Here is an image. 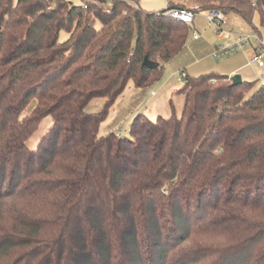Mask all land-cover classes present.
Segmentation results:
<instances>
[{"label":"trees","instance_id":"trees-1","mask_svg":"<svg viewBox=\"0 0 264 264\" xmlns=\"http://www.w3.org/2000/svg\"><path fill=\"white\" fill-rule=\"evenodd\" d=\"M192 2L264 28V0ZM169 5L0 0V264H264V83L186 74L182 115L100 134L185 49Z\"/></svg>","mask_w":264,"mask_h":264},{"label":"rangeland","instance_id":"rangeland-1","mask_svg":"<svg viewBox=\"0 0 264 264\" xmlns=\"http://www.w3.org/2000/svg\"><path fill=\"white\" fill-rule=\"evenodd\" d=\"M67 1L76 5L82 3V0ZM138 2L139 6L146 11H161L168 8L170 3L171 5H197L192 0H138ZM189 2L190 5H187ZM226 16L229 21L223 25L222 31H218L217 26L208 21L205 11L198 13L185 49L178 56L164 64V69L159 79L151 86L137 88L130 82L110 109L107 118L103 121L100 127V134L105 135L110 132H116L122 134V136H129L131 123L137 115L142 113L153 121H156L158 116L169 118L173 112L178 116L182 115L185 98L183 95L175 94V92L184 84V80L180 79V72L184 70L190 76H200L219 72L223 70L227 63L228 65H231V63L247 64L259 48L260 43L258 44L257 38L260 36L237 14L230 13ZM195 29L200 33V40L198 41L193 40V31ZM236 36L244 37L248 44L237 52L216 59L214 52L217 47L227 41L234 42ZM68 38L69 34L67 32L62 31L60 33L59 39L61 42L66 41ZM242 72L251 78L257 79V85L259 86L264 82V69L251 65ZM238 74L241 75V73ZM257 85L256 88L258 87ZM104 104L105 99H94L87 106V110L99 112ZM34 106L35 103L31 105L25 114H28ZM52 124L51 117H46L42 120L39 129L27 143L31 150L37 148L42 137L46 135Z\"/></svg>","mask_w":264,"mask_h":264},{"label":"built area","instance_id":"built-area-1","mask_svg":"<svg viewBox=\"0 0 264 264\" xmlns=\"http://www.w3.org/2000/svg\"><path fill=\"white\" fill-rule=\"evenodd\" d=\"M200 6L199 5H193L190 7H178V8H172L167 12V16L189 24L193 25L195 22L196 15L199 13ZM206 17L209 22L214 23L218 31H222V27L224 24L228 22L227 16L219 10H207ZM200 38V35L196 32L193 33V39L197 40ZM259 48L253 58L250 61V65H255L258 68H264V40H259ZM247 40L242 36H236V39L234 42L227 41L223 44L219 45L217 49L214 52V57L216 59H220L224 56H227L233 52H237L244 48L245 45H247ZM186 72H180V79L186 78Z\"/></svg>","mask_w":264,"mask_h":264},{"label":"crops","instance_id":"crops-1","mask_svg":"<svg viewBox=\"0 0 264 264\" xmlns=\"http://www.w3.org/2000/svg\"><path fill=\"white\" fill-rule=\"evenodd\" d=\"M187 5H190V2L189 3H187ZM186 6V5H185ZM187 7H190V6H187ZM228 18V17H227ZM228 21H229V19H228ZM195 23V22H194ZM255 23H256V25H259V17L258 16H256V18H255ZM194 25V24H193ZM260 31H261V34H260V37L259 38H257V42H258V44L260 43L259 42V40H264V38H263V34H264V28H261L260 29ZM194 32H196V33H198L199 35H200V33H199V31L198 30H196L195 29V31ZM194 41H198V40H200V38L199 39H197V40H195V39H193ZM258 50V49H257ZM251 61V60H250ZM250 61L247 63V64H244V65H239V64H237V63H231V65H228V63L223 67V70H221V71H219V73H221V74H223V75H229L230 77H232L233 75H236V74H238V73H241V76H242V78H243V80H247V81H257V79H255V78H251L250 76H248L247 74H244L242 71L244 70V69H246L248 66H251L250 65ZM257 67V66H256ZM258 68V67H257ZM259 69H264V68H259ZM183 72V71H182ZM184 72H186L185 70H184ZM187 73V72H186ZM245 73H247V72H245ZM188 74V73H187ZM249 79V80H248ZM261 80H263V79H261ZM264 81V80H263ZM264 83V82H263ZM257 86H259V85H257Z\"/></svg>","mask_w":264,"mask_h":264},{"label":"water","instance_id":"water-1","mask_svg":"<svg viewBox=\"0 0 264 264\" xmlns=\"http://www.w3.org/2000/svg\"><path fill=\"white\" fill-rule=\"evenodd\" d=\"M143 65L148 67L149 69H156L159 68L160 63L153 62L148 57H145ZM226 76L232 79L233 85L235 86L243 82V78L240 74L233 75L232 77H230L229 75Z\"/></svg>","mask_w":264,"mask_h":264}]
</instances>
